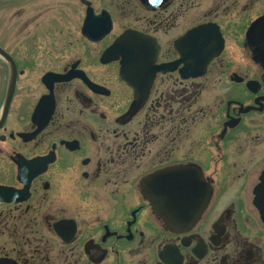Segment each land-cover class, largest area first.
<instances>
[{
    "label": "flooded vegetation",
    "instance_id": "flooded-vegetation-1",
    "mask_svg": "<svg viewBox=\"0 0 264 264\" xmlns=\"http://www.w3.org/2000/svg\"><path fill=\"white\" fill-rule=\"evenodd\" d=\"M0 30V264H264V0H0Z\"/></svg>",
    "mask_w": 264,
    "mask_h": 264
},
{
    "label": "water",
    "instance_id": "water-1",
    "mask_svg": "<svg viewBox=\"0 0 264 264\" xmlns=\"http://www.w3.org/2000/svg\"><path fill=\"white\" fill-rule=\"evenodd\" d=\"M116 48H111L109 50V53H114L116 51ZM0 56L3 58V59H8V56L7 54L2 51L0 49ZM168 176V173L167 172H162V173H159L157 175H155V180H158L160 181V179H166ZM192 191L193 189L190 188V196L192 197L193 194H192ZM200 197H203V195H201V193H199V195H197L196 198H198L199 202L197 203V205L194 203H188V204H185V205H174V207H183L184 210L181 211V212H176V211H173V214L170 213V211H167V207L169 206H166L167 204H161L159 205V207H163L164 210H165V213H167V220L174 226V224H191L194 220H195V217L197 216L196 213L198 214V211H199V207L202 203V201L200 200ZM195 198V199H196ZM194 200V199H193ZM169 207H172V206H169ZM183 215L185 214L184 218L183 219H178L176 217H174L176 214H180Z\"/></svg>",
    "mask_w": 264,
    "mask_h": 264
},
{
    "label": "rangeland",
    "instance_id": "rangeland-1",
    "mask_svg": "<svg viewBox=\"0 0 264 264\" xmlns=\"http://www.w3.org/2000/svg\"><path fill=\"white\" fill-rule=\"evenodd\" d=\"M0 34H1V30H0ZM2 41H3V40H2ZM1 44H2V46H3V47H7V46H6V42H5V41H3V43L1 42ZM0 58L2 59V57H1V56H0ZM2 60L4 61V59H2ZM2 60H0V62H1V63H0L1 67H3V66H4V65H3V63H2Z\"/></svg>",
    "mask_w": 264,
    "mask_h": 264
}]
</instances>
